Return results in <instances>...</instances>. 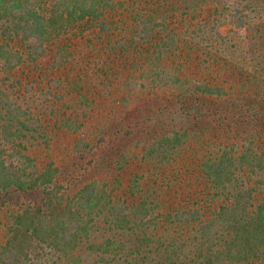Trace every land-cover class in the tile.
Returning <instances> with one entry per match:
<instances>
[{
  "label": "trees",
  "instance_id": "trees-1",
  "mask_svg": "<svg viewBox=\"0 0 264 264\" xmlns=\"http://www.w3.org/2000/svg\"><path fill=\"white\" fill-rule=\"evenodd\" d=\"M253 3L226 17L227 9L220 6V0H0V73L5 74L8 86L0 84V205L4 211L0 214V264H58L69 258L71 264H264V79L256 76L257 68L251 74L248 65L230 62L223 73L215 71L218 81L190 86L187 77L181 78L175 61L188 57L183 54L191 50V41L211 49L228 44L232 35L225 34L223 28L232 21L240 29L249 26ZM190 13L199 14L193 17L195 24L177 27L176 18ZM218 61L216 56L212 58L214 68L219 67ZM26 63L49 72L53 90H61L63 81L76 90L72 104L62 92L54 93L55 102H63V114L54 106L50 109L56 123L52 129L79 137L86 125L78 107L110 96L111 90L101 88H109V81L98 80L101 75L107 78L120 69L156 65L158 73L148 91L164 86L183 89L177 93L181 103L173 112L177 125L170 134L159 133L148 150L163 160L170 159L180 146L193 145L192 141L199 139V131L206 130L197 127L200 119L201 123L206 119L216 122L197 104L188 106L187 95L254 98L250 103L257 104L258 114H253V129L238 130L234 141L231 135L222 134L224 148L205 144L206 151L194 152L195 162L172 164L171 169L184 171L187 179L198 180L201 190L191 201L164 208L155 202L156 190L144 188L148 178L138 170L133 172L132 184L122 183L124 170L135 164L124 155L112 160L93 156L91 168L97 170L104 160L108 173L116 178L97 176L75 191L72 181L69 188L62 183L63 170L56 163L38 164L24 154L27 138L43 125L10 93L18 90L21 81L12 78ZM223 63L227 65V61ZM165 67H175L178 74L172 78L162 75ZM183 85H187L185 89ZM122 99L129 106V95ZM138 112L136 120L129 119L135 128L144 129L149 121V126L153 125L141 107ZM185 118L186 128L179 125ZM170 122L174 126L175 122ZM212 129L220 135L218 126ZM109 131H101L98 141L89 140L85 148L95 152L109 139L119 145L132 133L124 127ZM38 133L48 139L46 132ZM109 133L113 137L108 138ZM165 145L171 150L159 152ZM101 219L119 237L92 243V233ZM170 225L177 235L169 239L164 235ZM83 245L95 258L73 261Z\"/></svg>",
  "mask_w": 264,
  "mask_h": 264
},
{
  "label": "rangeland",
  "instance_id": "rangeland-1",
  "mask_svg": "<svg viewBox=\"0 0 264 264\" xmlns=\"http://www.w3.org/2000/svg\"><path fill=\"white\" fill-rule=\"evenodd\" d=\"M249 3L251 4L253 1L220 0V6L227 9L224 11L226 17L235 14L234 9ZM253 4L255 8L253 12H249V26L240 29L236 27L232 21V24L227 23L223 28L225 34L232 35L231 41L228 44H216L211 49L206 47L205 44L201 45L197 40L191 41V43H189L191 50L183 54H186L188 57L186 59H182L181 57L175 59L177 66L179 63L177 69L181 78L187 77L190 86L201 82L214 83L218 81L215 71L218 70L220 73H223L229 67L230 62L235 66L248 65V67L246 66V70L251 74H254L253 71L257 68L258 72L256 76L264 79V3L261 1H258V3L254 1ZM199 14L201 15V12ZM199 14L190 13L189 15L178 17L179 19L176 18V26L183 27L184 25L195 24L196 20L193 17H197ZM229 18L230 17L227 18V21L230 22ZM207 51H210L212 56H208ZM234 54L239 56L233 57L235 56ZM214 56L220 59L217 65L219 67L217 68H214L211 62ZM225 61H227V65L223 66V62ZM256 62H258V65ZM155 66L156 65L149 63V65L140 66L139 68L133 67V69H125L124 71L120 69L107 78H104L103 75H101L99 79L96 78L99 81H109L107 83L109 88L106 86H102L101 88L111 90L110 96L102 97V100L96 101L95 104H89L88 107H78L79 113L82 116L81 121L86 125L84 128L85 131H82L79 137L77 134L62 132L57 128L52 129L56 126V123H54L55 115L52 116L50 109L51 106H54L55 110L59 109V112L63 114L65 110L60 108L63 102H55L54 93L58 91L62 92L67 103L72 104V101L76 98V90L73 91L67 81H63L65 85L61 90H53L52 88L55 87H53L54 84L50 80L52 77L49 72L44 73L42 72L44 68L42 70H37L33 68L32 65H28V63L24 64L23 68L18 70L12 78V80L20 79V86L18 90H10V93L14 98L18 99L20 104L30 108L34 112L35 118L43 124L37 132H34V135L27 138L25 142L27 149L24 151V154H28L30 157L34 158L38 164H44L46 162L56 163V165L60 166L63 170V173L60 175L62 183L65 187L69 188V182L72 181L75 186L73 187L75 191L86 180H91L97 176L109 180L116 178V176H112L108 173V167L104 165V160L100 163L97 170L91 168L89 164L93 156L102 158L105 156L109 158V160H112L117 158L118 155H124L131 160L133 159L135 164L133 168L124 170L121 182L124 184H132V177H134L133 172L135 170H138L139 173H144L148 178L144 188L151 189V191L156 190L153 193L154 199L156 200L155 202L164 208L176 207L186 203V201L188 202L197 198L196 192L197 190H201L200 184L198 185V180L190 179V177L187 179L188 175L184 176V171L183 173L179 172L177 167L171 169V167L174 166L172 164L178 161L182 163H193L196 160L194 152L197 150V152L201 150L206 151L203 145L213 144L214 146H218V144H220V147L224 148L225 138L223 137L226 134L227 136L231 135V140L234 141L236 138L235 133H237L238 130L242 133H244L243 130L246 131L244 128H247V131L252 130L254 125L253 120H256V116L253 114H258V106L256 103H250L251 100H254V98L250 97H240L239 100H236L227 97L210 98L203 95H187L185 97L186 100L189 98L187 101L188 106L197 104L199 108L205 110L206 114H211L210 116L213 115L216 122L209 123L207 119L204 120V123H201V119L196 122L197 127L202 128L201 130H203V127L206 129L205 132L203 131V133H201L199 131L197 135L199 139L196 138V141H192L193 145L186 143L180 146L178 148L179 150L173 153L172 156L170 155L171 160H163L160 155H150L148 150L155 144L157 140L155 138L159 137V133L164 134L165 132H169L167 134H170L172 128H175L177 125V117L173 112H177V104L181 103V98L177 96V93L179 90H183L181 89L182 87L164 86L161 90L155 88L154 90L148 91V89L153 86V78H156L155 74L158 73V68ZM175 73H177L175 67H165V73L162 75L168 74V77L171 76L172 78ZM4 76L5 74L1 72L0 84L7 89L8 86L4 81ZM222 76L224 75L222 74ZM168 77L165 79L168 80ZM91 78L95 79V76L92 75ZM183 86H185V89L187 85ZM124 94L129 95V106L122 102ZM138 107H141V109L147 113L145 116L151 119L152 126H149V121V125H145L144 129H137L134 127V123L129 122V119L136 120L138 118ZM235 110L237 115L234 114ZM220 112L222 113L221 117L216 114ZM87 113L88 116H83ZM162 115L164 116L161 117ZM232 116H234V118ZM257 117L260 119V115H257ZM170 120L175 122L174 126L170 125L172 124ZM183 120V123L179 125L186 128L189 125L188 121H186V118ZM214 126H218L220 135H215L212 129ZM98 127L101 129L100 132L104 131L107 133L108 129H111L109 132H116L124 127L132 133L129 135L130 137L122 139L119 145L109 139L108 144L103 143L101 147L93 152V150L90 151L88 148H85V144H90L89 140H91L92 143L98 141L100 135ZM39 131L46 132L48 139L45 140L40 137ZM221 131L225 132L222 133ZM109 134L110 136L108 138L113 137V133ZM207 139H209V141L206 142ZM116 145L118 146L116 147ZM170 150L171 148L167 145L159 147V152H168ZM109 162L114 164L113 161ZM112 168L113 172L116 173V166ZM244 178L245 180L248 179L247 176ZM258 178L260 177L258 176ZM136 186L141 187L140 184ZM15 196H17V194ZM15 202L18 203L17 198H15ZM1 208L2 206L0 205V214H4ZM208 212L209 210L205 212V214H208ZM0 219L3 220V217L0 216ZM189 228L190 227H188V231H190ZM174 230L175 228L173 225L166 226V235L164 236L169 239L175 237L177 234ZM179 232L181 234L182 229L179 230ZM117 234H119L118 231ZM120 234L123 233L120 232ZM112 236L114 238L119 237L114 235L105 220L101 219L96 224V228L92 233L91 242L99 243L105 238ZM94 258L95 256L90 253L87 246L83 245L78 252H75L73 261L77 259L87 261L88 259ZM71 262V258H69V260L62 259L58 264H71ZM136 264L142 263L138 262Z\"/></svg>",
  "mask_w": 264,
  "mask_h": 264
}]
</instances>
